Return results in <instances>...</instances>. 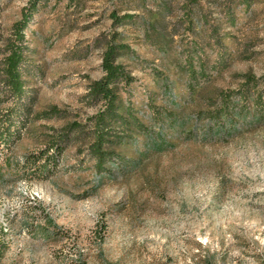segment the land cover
Here are the masks:
<instances>
[{
  "label": "rangeland",
  "instance_id": "obj_1",
  "mask_svg": "<svg viewBox=\"0 0 264 264\" xmlns=\"http://www.w3.org/2000/svg\"><path fill=\"white\" fill-rule=\"evenodd\" d=\"M32 1L0 0V126L28 109L0 143V264H264V0H41L18 105L1 61ZM112 39L149 132L98 172L87 93ZM78 125L50 174L24 169Z\"/></svg>",
  "mask_w": 264,
  "mask_h": 264
},
{
  "label": "trees",
  "instance_id": "obj_2",
  "mask_svg": "<svg viewBox=\"0 0 264 264\" xmlns=\"http://www.w3.org/2000/svg\"><path fill=\"white\" fill-rule=\"evenodd\" d=\"M40 2L41 0H34L29 7L24 9L21 20L13 26L11 40L1 61L6 94L18 105L26 99L24 68L28 63L27 55L30 53L26 32L34 15L38 12ZM114 18V22L119 23L120 26L129 17L124 15L121 18L118 16ZM127 50L125 45L116 43L114 39L108 41L102 57L103 76L90 85L87 93L90 104L100 107L98 112L89 118L88 123V127H91L89 153L95 161V168L98 172L106 171L109 162L115 157H119L111 150L113 146L123 145L125 139L129 136L133 137L135 132L140 134L149 132L148 127L135 117L131 110L123 113L119 105L121 91L129 88L136 81L133 74L119 61L120 54ZM191 79H196L194 71L191 73ZM20 106L21 109L24 108V111L28 110L22 104ZM21 109L15 105L6 115L5 121L0 126V143L7 144L19 133L16 131L17 122L15 119L18 118ZM222 113L224 111H221L220 114ZM54 114L56 116L59 113L54 111ZM41 116L49 118L51 115L45 113ZM80 128L81 125L70 128L66 135L55 139L40 153L27 156L24 169L32 170L33 174L39 176L50 174V167L57 165L58 159L71 141L75 129Z\"/></svg>",
  "mask_w": 264,
  "mask_h": 264
}]
</instances>
